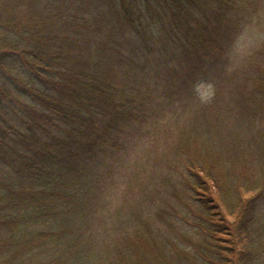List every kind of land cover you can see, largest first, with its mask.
Returning <instances> with one entry per match:
<instances>
[{"label": "trees", "instance_id": "1", "mask_svg": "<svg viewBox=\"0 0 264 264\" xmlns=\"http://www.w3.org/2000/svg\"><path fill=\"white\" fill-rule=\"evenodd\" d=\"M258 10L264 32V0H0V264H264V169L213 154L264 165V34L230 47Z\"/></svg>", "mask_w": 264, "mask_h": 264}, {"label": "rangeland", "instance_id": "2", "mask_svg": "<svg viewBox=\"0 0 264 264\" xmlns=\"http://www.w3.org/2000/svg\"><path fill=\"white\" fill-rule=\"evenodd\" d=\"M160 11L163 12L162 14L165 13L161 9ZM250 14H245L247 19L242 20L240 21V23H238V25L240 26V31L237 29H232L230 33V36H232V31L234 33V36L231 37L232 42L230 47L231 50L233 48L232 56L236 58L237 61L244 58L251 50L253 51L254 48H257L260 44L261 36L262 34H264L263 30L260 28L261 21L259 18V10L255 12L252 19L248 17L250 16ZM206 15L209 16L211 19H213V14H211L208 10H206ZM226 35L224 34V36L222 37L225 39ZM229 40H224V41L225 43H227ZM197 56L200 57L199 55ZM211 57H213V54L209 56V58ZM195 89H196V94L202 99L203 102H209L210 100H212L215 93L213 74L211 78L199 79L196 82ZM184 119L186 120V118ZM174 141H175L174 139H168L165 145L168 143L177 142ZM247 141L251 142L252 146H254V143L256 142V140L255 141L253 140V142L250 140ZM240 143L241 145L244 144L242 141H240L235 143L233 146H230L229 150L224 149L222 156L219 155L218 153L213 152L215 158L217 157L219 159V162L221 163L220 168L223 172V175L226 176L227 180L228 179L230 180L233 177V175H235L234 168L236 167V163L239 165L241 164L240 166L242 169L245 167L244 171L247 170V172L245 173H250V171L253 170L257 172V174H259L264 169V165L261 164V162L258 160L259 159L258 154L252 155L249 151L245 150L243 146L239 147ZM180 150L182 153L186 151L185 152L186 154L192 151L190 150V145L187 139L182 138V146Z\"/></svg>", "mask_w": 264, "mask_h": 264}]
</instances>
